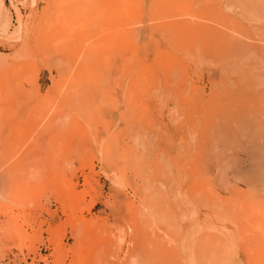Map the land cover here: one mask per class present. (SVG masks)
<instances>
[{"label":"rangeland","instance_id":"1","mask_svg":"<svg viewBox=\"0 0 264 264\" xmlns=\"http://www.w3.org/2000/svg\"><path fill=\"white\" fill-rule=\"evenodd\" d=\"M0 264H264V0H0Z\"/></svg>","mask_w":264,"mask_h":264},{"label":"bare ground","instance_id":"2","mask_svg":"<svg viewBox=\"0 0 264 264\" xmlns=\"http://www.w3.org/2000/svg\"><path fill=\"white\" fill-rule=\"evenodd\" d=\"M39 32V31H38ZM39 36V35H38ZM41 36V35H40ZM44 36V35H43ZM35 40H36V42H38V40L35 38ZM27 41H29L28 39H27ZM41 41V40H40ZM30 42V41H29Z\"/></svg>","mask_w":264,"mask_h":264}]
</instances>
